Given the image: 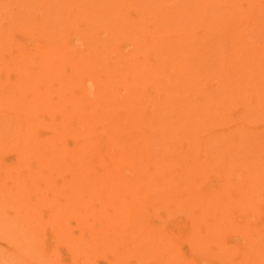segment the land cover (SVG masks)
<instances>
[{"label":"bare ground","instance_id":"6f19581e","mask_svg":"<svg viewBox=\"0 0 264 264\" xmlns=\"http://www.w3.org/2000/svg\"><path fill=\"white\" fill-rule=\"evenodd\" d=\"M1 165L53 263L264 264V0H0Z\"/></svg>","mask_w":264,"mask_h":264},{"label":"rangeland","instance_id":"374dc122","mask_svg":"<svg viewBox=\"0 0 264 264\" xmlns=\"http://www.w3.org/2000/svg\"><path fill=\"white\" fill-rule=\"evenodd\" d=\"M2 108V107H1ZM208 138V137H207ZM205 139V138H204ZM11 163V162H10ZM4 165V164H2ZM0 166V186L2 187H10L11 185H9L7 182L9 180V177L7 175V170L5 168H3V166ZM1 194V193H0ZM1 196V195H0ZM2 197V196H1ZM3 199L5 200L4 197L0 198V264H48L52 262V264H56L55 262L53 263V261H55V258L51 256L48 257L50 259L47 258V256L45 255V252L43 250V247L39 244V246L36 245H32L29 241L34 239L33 236V232H31L30 230L33 228L32 225H25L24 224V220H20L19 223H17L16 221L17 218L14 216L15 213L14 212V207L11 206V203L6 204V202L3 201ZM3 204V205H2ZM11 207H10V206ZM4 207V208H3ZM7 208V209H6ZM9 208V209H8ZM183 213V212H182ZM184 214V213H183ZM185 215V214H184ZM14 216V217H13ZM4 217V219H2ZM186 217V215H185ZM13 219V220H12ZM187 219V217H186ZM13 224V225H12ZM24 227L22 229H26L25 231H22L21 227ZM24 225V226H23ZM10 226V227H9ZM28 226L30 228H28ZM20 227V228H19ZM19 229V230H18ZM30 229V230H28ZM186 230V232L190 233L189 235L191 236L192 234V238L194 237L195 231L192 228H188L187 226L182 230V232L184 233V231ZM191 230V231H190ZM20 231V232H19ZM24 233V237L26 235V237H23L22 232ZM28 232V233H27ZM31 232V233H30ZM19 233V234H18ZM46 235H42V237H48L51 238V232L50 231H46L45 232ZM21 234V235H20ZM33 237V239H31ZM28 238V239H27ZM21 239V240H20ZM23 239V240H22ZM20 240V241H19ZM24 241V243H23ZM25 241H28L30 243L27 244L25 243ZM38 242V240H37ZM22 243V244H21ZM186 245H183V247L181 248L182 250H185V252H180V254H184L187 255L189 252V245L188 242H185ZM24 244V245H23ZM38 244V243H37ZM28 245V246H27ZM33 247H32V246ZM29 246L31 249H29ZM37 249H36V247ZM182 246V245H181ZM42 247V248H41ZM26 248V249H25ZM34 248V249H33ZM38 248H41L38 250ZM31 253H29L30 251ZM28 251V252H26ZM44 254H43V252ZM24 252H26L24 254ZM38 252V253H37ZM41 252V253H40ZM62 252L65 254L66 252L64 250H62ZM28 253V254H27ZM33 254V255H31ZM40 254V255H39ZM28 255V256H27ZM44 255V257H46V259L44 257H42ZM31 257V258H30ZM40 257V258H39ZM42 257V258H41ZM30 258V259H29ZM24 259V260H23ZM43 259V260H42ZM52 259V260H51ZM38 260V261H37ZM33 261V263H32ZM37 261V263H36ZM51 261V262H50ZM28 262V263H27ZM31 262V263H30ZM35 262V263H34ZM45 262V263H44Z\"/></svg>","mask_w":264,"mask_h":264}]
</instances>
